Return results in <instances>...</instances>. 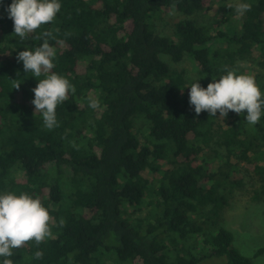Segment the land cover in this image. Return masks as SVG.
Listing matches in <instances>:
<instances>
[{
    "label": "trees",
    "instance_id": "trees-1",
    "mask_svg": "<svg viewBox=\"0 0 264 264\" xmlns=\"http://www.w3.org/2000/svg\"><path fill=\"white\" fill-rule=\"evenodd\" d=\"M230 1L61 0L57 17L21 40L6 11L11 0H3L0 192L38 197L53 233L14 249V264H101L97 256L112 251L129 264H253L223 223L247 178L258 184L253 202L264 204V116L253 126L231 110L197 115L186 73L160 58H190L205 88L226 68L264 70V0H246L251 9L239 27L224 30L236 14ZM214 3L222 18L202 21ZM173 13L170 34L157 33L154 21ZM44 39L57 52L51 71L75 87L57 106L51 130L32 104L43 75L26 73L17 60ZM90 96L99 99L97 109ZM262 254L264 248L256 256Z\"/></svg>",
    "mask_w": 264,
    "mask_h": 264
},
{
    "label": "clouds",
    "instance_id": "clouds-1",
    "mask_svg": "<svg viewBox=\"0 0 264 264\" xmlns=\"http://www.w3.org/2000/svg\"><path fill=\"white\" fill-rule=\"evenodd\" d=\"M3 4V0H0ZM62 7L61 0H11L6 11L13 21L14 33L23 40L29 33L42 25L52 22ZM229 7H233L229 5ZM251 4L240 0L234 6L238 15L250 11ZM43 37L51 38V32L44 31ZM56 49L48 39L32 49L19 51L17 60L22 61L26 73L38 78V84L32 89L35 112L42 116L43 125L51 130L58 125L56 108L67 101L69 93L75 92L74 85L65 76L51 71L55 67ZM225 74L218 79H212L207 87L195 79L185 88H190L189 104L199 115L207 111L215 116H227L231 110L235 113H245L249 125H256L264 116V93L256 83L254 75L240 73L235 69L226 68ZM20 84H14L18 88ZM88 105L92 109L100 106L95 97H88ZM50 212L38 197L26 192L17 194L13 191L0 192V264H14L10 259L13 250L20 248L25 242L34 240L37 245L52 236ZM63 219L59 221L62 226ZM43 256L42 251L34 253L36 259Z\"/></svg>",
    "mask_w": 264,
    "mask_h": 264
},
{
    "label": "rangeland",
    "instance_id": "rangeland-1",
    "mask_svg": "<svg viewBox=\"0 0 264 264\" xmlns=\"http://www.w3.org/2000/svg\"><path fill=\"white\" fill-rule=\"evenodd\" d=\"M215 1V0H214ZM240 0H231L228 2L229 5H235ZM223 15V9L221 4L214 3L212 8L202 17V21L205 20H220ZM232 19L229 23L223 25L225 30L230 25L239 27L240 15L234 14L231 16ZM178 16L173 13L172 15L166 16L163 20L154 21V29L161 35L170 34L169 22L177 20ZM200 19V18H199ZM163 62L167 63L169 67L177 70H183L186 73L188 85L195 79H198V69L196 64L188 57H185L180 64H174L168 56L160 55ZM241 73L251 74L259 78V87L264 86V70L259 67L252 65L242 64L240 66ZM190 89V88H188ZM219 115V111H217ZM250 129V127H249ZM259 165H263L262 160H259ZM64 174L69 173L68 168H64ZM256 182V179H253ZM246 182L248 185L241 189L235 190L234 195L230 200V207L224 214L223 226L225 229L230 231L234 236V246L238 251L245 257L252 260L253 264H264V254L257 255V252L264 248V204L260 202H253L252 197L258 184L253 186L252 179L247 178ZM144 208L149 209L147 204L144 203ZM132 210V209H131ZM141 216L145 214V211L135 212L132 216ZM101 264H129L128 262L122 263L117 260L115 252H102L101 255L97 256ZM201 264H227L225 258H211L204 260Z\"/></svg>",
    "mask_w": 264,
    "mask_h": 264
}]
</instances>
